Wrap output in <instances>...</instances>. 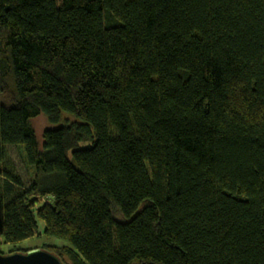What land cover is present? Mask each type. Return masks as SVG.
<instances>
[{
    "label": "trees",
    "instance_id": "1",
    "mask_svg": "<svg viewBox=\"0 0 264 264\" xmlns=\"http://www.w3.org/2000/svg\"><path fill=\"white\" fill-rule=\"evenodd\" d=\"M37 219L70 264H264V0H0L3 240Z\"/></svg>",
    "mask_w": 264,
    "mask_h": 264
},
{
    "label": "rangeland",
    "instance_id": "2",
    "mask_svg": "<svg viewBox=\"0 0 264 264\" xmlns=\"http://www.w3.org/2000/svg\"><path fill=\"white\" fill-rule=\"evenodd\" d=\"M63 115H64L63 119L57 124L50 123L48 118L43 114L37 117H34L32 119V125L34 129L36 130L38 137L41 138L46 129L62 125L66 123L67 119H71L70 114L64 113ZM9 150H10V154L13 157L15 163L19 167V170L21 172L20 175L24 178V180L31 179V174L27 173V169L25 168L24 163L22 161V156H23L22 148L19 146H9ZM46 201L49 202L51 200L48 198H45L44 202ZM37 220H38L39 234L37 233L34 237L22 243H19L18 246H14V244L12 245V244L6 243L3 240L2 235L0 234V253L7 254L8 252H10L11 249H14V248L19 249L20 251H24L25 249L30 250L36 247H41V248L47 249L50 252L57 253L56 247L54 246H62L64 244H67L65 240L44 234V228H45L44 222L41 219H37ZM64 259H65L64 261H66L67 264H70V261L67 257H64Z\"/></svg>",
    "mask_w": 264,
    "mask_h": 264
},
{
    "label": "water",
    "instance_id": "3",
    "mask_svg": "<svg viewBox=\"0 0 264 264\" xmlns=\"http://www.w3.org/2000/svg\"><path fill=\"white\" fill-rule=\"evenodd\" d=\"M0 264H65L57 254L36 247L26 252L0 253Z\"/></svg>",
    "mask_w": 264,
    "mask_h": 264
},
{
    "label": "bare ground",
    "instance_id": "4",
    "mask_svg": "<svg viewBox=\"0 0 264 264\" xmlns=\"http://www.w3.org/2000/svg\"><path fill=\"white\" fill-rule=\"evenodd\" d=\"M28 251V250H27ZM17 252H26V251H17ZM8 253H11V252H8Z\"/></svg>",
    "mask_w": 264,
    "mask_h": 264
}]
</instances>
